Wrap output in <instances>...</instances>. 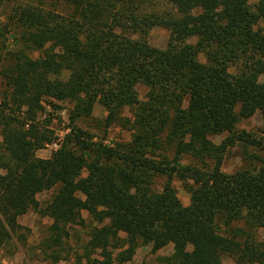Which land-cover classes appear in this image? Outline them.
<instances>
[{
	"label": "trees",
	"instance_id": "trees-1",
	"mask_svg": "<svg viewBox=\"0 0 264 264\" xmlns=\"http://www.w3.org/2000/svg\"><path fill=\"white\" fill-rule=\"evenodd\" d=\"M260 22L264 0H0V247L34 212L52 223L27 250L51 264H126L169 245L163 264H264V143L237 128L264 121ZM154 27L164 49L146 41ZM60 103L62 136L49 124ZM95 104L100 135L77 125ZM112 126L129 139L106 144ZM234 149L243 163L226 173Z\"/></svg>",
	"mask_w": 264,
	"mask_h": 264
},
{
	"label": "rangeland",
	"instance_id": "rangeland-1",
	"mask_svg": "<svg viewBox=\"0 0 264 264\" xmlns=\"http://www.w3.org/2000/svg\"><path fill=\"white\" fill-rule=\"evenodd\" d=\"M257 2L258 0H248V3L251 6L255 5ZM258 26L262 28L264 27V23L260 22ZM168 36L169 32L166 29L161 27H154L148 31L145 38L150 46L157 49H164L168 42ZM189 42L194 43L195 40H190ZM262 80L264 81V78H262ZM135 90L138 94L139 101H144L145 95L147 93V88L142 84H137L135 86ZM1 91L2 86H0V94ZM59 105L62 109L55 114L49 124L51 128L56 130L58 136H62L64 134L62 129L68 124L66 114L68 110V104L60 103ZM47 111H49V109H47ZM124 114L128 115V112L125 111ZM105 115L106 113L103 108L100 105L95 104L92 109L91 117L79 120L77 125L83 129L90 130L93 133L100 135L101 132L99 128V122L104 119ZM237 128L253 135L256 139L264 143V121L259 112H255L248 119L239 121V123L237 124ZM106 137L107 139L105 140V143L108 144L109 141H127L129 139V134L120 127L112 126L108 129ZM224 137L225 135L214 136L211 138V140L214 144L217 145L222 141ZM55 148V144L48 146L45 149L37 151L36 156L42 159L48 158ZM242 163L243 162L241 160L240 153L236 149H234L230 151L229 154H227L223 164V171L226 173H231L239 169L242 166ZM173 186L176 190V195L180 200L182 206H188L190 202V194L187 192L185 185L178 180H174ZM51 193L52 191L38 194L36 196V199L40 203H44L49 199ZM82 217L87 222L89 221V217L86 212H82ZM19 219L23 222V224L20 225L22 229H19L15 233L11 234V239L0 247V256L12 261L13 264H17V262H15L13 258L15 257L18 249L36 248L38 242H40L41 237L45 233V228L48 226V224L45 223V220L43 218L38 217V215L34 212H28ZM19 219L17 220L18 222ZM73 230L76 232V234H78V236H82V231L80 229L74 227ZM257 237L259 241L264 242V230H259ZM20 239H23L24 242L19 241ZM74 242L75 239L71 241V244L74 245ZM171 252V245L154 253L151 252L150 246L140 247L137 249L133 259L126 264H163L160 261V258L168 256ZM32 253L33 252H31L30 254ZM223 264H234V262L232 258L224 256Z\"/></svg>",
	"mask_w": 264,
	"mask_h": 264
},
{
	"label": "crops",
	"instance_id": "crops-1",
	"mask_svg": "<svg viewBox=\"0 0 264 264\" xmlns=\"http://www.w3.org/2000/svg\"><path fill=\"white\" fill-rule=\"evenodd\" d=\"M21 217H19V218H21ZM43 219L45 220V223L48 224V226L51 225L52 220L50 218L44 217ZM18 224L19 225H22L23 222L20 221V219H19ZM30 253H29V251L27 249H24V248L20 249L19 248L18 251L16 252L15 257L13 259H14L15 262H17V264H51L49 261L41 260V258H39V256H38V254H39L38 250H35V252L33 251L32 254H30ZM5 260L8 261V262L13 263L10 260H7V259H5ZM55 264H73V262L72 261H59V262H57Z\"/></svg>",
	"mask_w": 264,
	"mask_h": 264
},
{
	"label": "built area",
	"instance_id": "built-area-1",
	"mask_svg": "<svg viewBox=\"0 0 264 264\" xmlns=\"http://www.w3.org/2000/svg\"><path fill=\"white\" fill-rule=\"evenodd\" d=\"M0 264H13V263L6 261L3 257L0 256Z\"/></svg>",
	"mask_w": 264,
	"mask_h": 264
}]
</instances>
